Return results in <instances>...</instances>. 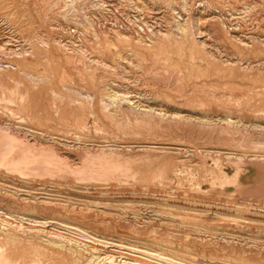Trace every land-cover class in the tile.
I'll use <instances>...</instances> for the list:
<instances>
[{
  "label": "rangeland",
  "instance_id": "374dc122",
  "mask_svg": "<svg viewBox=\"0 0 264 264\" xmlns=\"http://www.w3.org/2000/svg\"><path fill=\"white\" fill-rule=\"evenodd\" d=\"M101 1L103 9L84 0H0V127L14 135L5 136L8 152L4 150L1 155V161L9 164L0 162V212L13 223L22 216L34 215L75 229L78 226L96 231L100 240L127 247H154L152 250L158 252L154 243H161L167 245L161 249L167 254L176 252L187 256L186 260L194 258L197 264H264V198L246 194L240 185L228 180L236 174L238 163L241 185L249 192L261 176L254 166L245 163L254 155L264 156V136L251 128L253 120L264 121V48L241 51L228 34L255 35L264 40V0H199L208 1L215 13L195 10L197 15L219 18L205 24L200 40L220 56L241 53L255 68H226L203 54L189 57L187 49L168 45L160 57L174 64L176 70L179 66L184 75L199 78L193 86L179 87L176 93L161 88L153 91L149 82L141 84V75L151 76L158 63L154 65L153 56L134 45L132 39L121 38L137 37L141 33L140 19L148 24L145 32L152 27L168 30L170 11L154 3L141 8L136 0ZM106 42L115 47L109 49ZM11 48L31 53L16 58L6 54ZM129 49L145 61L144 70H132L123 60L126 77L98 73L97 80L104 76L120 92L128 90L132 100L139 98L150 105L141 109H180L183 115L193 117L209 114L219 122L217 129L183 134L180 129L167 127L168 122L141 125L128 109L119 108L110 115L98 102L92 105L80 97L79 93L98 92L84 71L85 59L99 56L110 63L119 62L122 55L128 58ZM17 66L42 80L33 81ZM203 82L222 92L226 88L227 93L235 92L236 100L217 101L215 92L210 93ZM156 95L187 99L193 106H152ZM196 99L211 101L213 106H194ZM225 116L236 121L240 133L223 130L225 122L218 117ZM209 150L222 155H211ZM236 154L248 158L242 162L229 159ZM235 208L247 210L245 217H235ZM28 237L33 239L31 233ZM22 245L9 250H29L36 243ZM51 259L57 261L59 256ZM175 261L182 262L180 258Z\"/></svg>",
  "mask_w": 264,
  "mask_h": 264
},
{
  "label": "bare ground",
  "instance_id": "6f19581e",
  "mask_svg": "<svg viewBox=\"0 0 264 264\" xmlns=\"http://www.w3.org/2000/svg\"><path fill=\"white\" fill-rule=\"evenodd\" d=\"M84 1L91 2L93 5L99 4L98 7L101 5L103 6V3H104L101 0H84ZM133 1H135V0H133ZM153 3H154V5L155 4H157L158 6L161 5V6H163V8L170 11L169 13H171V20H168V25L170 27L168 30L156 29V28L152 27L151 30L149 29L148 32L147 31L145 32V29H146L148 24L145 23L142 19H140L139 24L141 26L140 31L142 34L139 32L137 37L135 36L136 34L134 36H125V37L124 36L121 37L122 35L120 36L119 34H117L119 37L124 38L125 40H131L132 39L134 41L133 44L135 43L134 45L139 47L145 53L151 54L153 56L152 61H153L154 65H155V63L156 64L158 63L157 64L158 67H155V71L152 73L151 76H146L147 75L146 73H145L146 75H141V77L139 76L140 78H142L141 84L145 85V84H148V82H149L150 84H152V86H154L153 91L155 89L158 90V88H161L163 90H167V91L176 93V90L177 89L179 90V87H186V86H190V85L193 86V83L195 82V80L199 79L196 76L184 75L185 73L183 74L178 70L179 66L177 67V70H176V68L172 66L174 64L171 65L168 63L169 61H166L165 58H164L165 59L164 60L163 58L160 57L162 52H164L168 49V45H174V46H176V48L178 47L179 49H184V48L187 49L189 57H193L194 55H196V53H198L199 55L203 54L202 56H206L207 58L211 59L212 61L217 62L218 64L224 65L226 68L234 69V68H236V65H240L241 69H243V70L255 68L254 66H252V62L244 61V57L242 56L241 53H239V52L237 53L234 51L233 54H228V57L220 56V54H218L219 55L218 56L216 54L217 52L215 53L209 49V46L207 45L206 41L200 40V37H202L203 33L205 32V30H204L205 24L208 25L210 23L215 22L216 20L218 21V19H219V18L217 19L216 17H213V16L205 19V15H200V14L197 15L196 11L204 10V12H208L210 10L209 9L210 6L208 4V1H204V2L203 1L201 2L199 0L198 1L193 0L192 2H191V0H152V2H151V0L150 1L149 0H140L139 2L137 0L135 1V4L141 8H146L149 4H153ZM102 6L100 9H103ZM210 11H211V13H215L212 10H210ZM221 23H223V22L221 21ZM231 29H233V28H231ZM143 32H145V33L143 34ZM228 35H229V37H231L230 38L231 40L235 39V41H236L235 44H237L243 50L241 48L237 47V45H236V48L240 49L241 51L247 50V51L251 52V51H254L257 48H259V46L264 48V40L259 39V36H255V35L247 36L246 35L247 36L246 37V36H243L241 34L242 36L237 37L231 33H229ZM188 43H190V44H188ZM44 45L47 46V44H44ZM106 46H108L109 49H112V46H114V45L110 42H106ZM6 49H8V48H6ZM6 49H4V50L7 51ZM10 50H12V48L9 49V51L6 52V54L7 55L12 54L11 56L16 57V58H18V56H25V55L27 57V54L31 53V52H28L27 49H22V48L19 50L17 49L18 51H10ZM136 52L137 51H135L134 49H129L128 58H124L123 57L124 55H122L120 57L119 62L116 60V62H113V63H110V61H106L99 56H97L99 59L95 58V57L89 58L88 61L85 59L84 71L89 76V78L91 79L93 84H95L96 91H98V92L85 93V94L79 93L80 97L83 96L92 105H95V102L96 103L98 102V106H103V110L110 115H112V112H115L119 108L128 109L127 110L128 112L135 114L136 118H134V120L136 121V123L141 124V125L144 124V125H148V126H156V125H158L157 123H159V122L160 123L161 122H168L167 127L171 126L172 129H174V130L177 129L178 131L180 129L183 134L184 133L190 134L193 131L194 132L199 131V133L202 131L204 133H207L210 130L215 131V129H217L216 125L219 122L213 121L212 120L213 116H211L209 114H202L201 113V114H199L198 117H193L192 116L193 114L192 115H183L182 113H180V111H181L180 109H179L180 111L175 110V111H170V112L163 110L161 108H157V107L156 108L150 107L147 109H141L142 106L148 107L150 105L143 104L144 102L141 101L139 98L137 100H132V96L131 97L128 96V94H130V92L128 90L127 91L123 90L120 92V90H117L113 87L114 82H109L108 80H106V78H104V76L100 77L99 80H97L98 73H102L103 75L114 73L115 76L121 75L122 77H126L128 74V71L126 70V66H124V64H123L124 63L123 60L126 61V63L129 65V67L132 70L143 69V67L145 65V63H144L145 61L143 62L142 61L143 59L141 60L140 57H138L139 55H137ZM1 53L3 54L5 52L3 51ZM2 54H1V56H2ZM157 54L159 56H157ZM169 54H171V53H169ZM140 56H142V55H140ZM26 57H25V59H26ZM148 57H150V56H148ZM134 59L136 60V62ZM158 59H161V60H158ZM190 59H192V58H190ZM81 63H82V61H81ZM146 64H148V63H146ZM153 64H151V65H153ZM8 65H9V63H8ZM152 67H154V66H152ZM16 68H18L19 71L23 75L32 79L33 81H41L42 80L41 77H38L34 74H30L29 72L24 71L20 66H17ZM202 69L203 68H200V70H202ZM189 71H191V70H189ZM230 71H233V70H230ZM163 72H167V73H163ZM196 72L197 71H195L194 73H196ZM81 73H82V71H81ZM148 73H151V72H148ZM224 75H225L224 77L227 76L226 74H224ZM200 76H201V74H200ZM203 77H201V78H203ZM84 78H85V76H84ZM201 78H200V80H201ZM126 79H124V80H126ZM16 83H18V82H16ZM133 83H134V81H133ZM229 83H227V84H229ZM139 84L140 83H138V85ZM202 84L204 86L208 87L209 92L210 91L215 92L214 97H216L217 101H220V100L224 101L225 100L228 102L229 101L232 102V101H235L237 98L236 97L237 95H234L235 92L232 93L233 91H230L227 93L226 92L227 88L223 89V90H225V92L224 91L222 92L219 89H217L215 86H212V84L207 85L206 82H203ZM231 85H232V83H231ZM71 89L73 90V88H71ZM186 92H188V91L185 90V93ZM179 94H180V92H179ZM153 98H155L157 101H156V103L152 104V106L153 105H155V106H173L172 103L178 104V106L179 105L182 106V104L185 106H193L187 99H184V100L179 99V101H178V100H174L172 97L171 98H169V97L165 98V97H162L159 95H156V97H153ZM194 99H195V97L192 100L194 101ZM147 101H149V100H147ZM210 102L203 101L201 99H199V100L196 99V104L194 103V106H213V104H212L213 102L212 103H210ZM228 102L223 104V105L228 106V105H226V104H228ZM236 104H239V102L236 101ZM216 106H222V105L218 104ZM155 120H158V122H155ZM218 120L225 122L226 126L224 125L223 130L230 132L231 134L241 132L236 128L237 126H235L236 121H235V123H234V121H231V118L229 116H225L224 118L218 117ZM242 123L244 124V122H242ZM252 123H251L252 124L251 128L254 131L258 130L260 136H264V126H261V125H264V121L253 120ZM219 125L221 126L222 124H219ZM242 125H240V126H242ZM233 126H235V127H233ZM238 126H239V124H238ZM9 127L4 126L5 129H8ZM195 128L197 130H195ZM3 130H4L3 127H0V162L3 163L4 166H7L9 163H7V162L5 163V160L1 161V159H3V158H1V155L3 152L5 153V151L7 149L6 143L4 144V142H6L5 136L8 135V137H9V135L10 136H14V135H11L10 133H7V132L5 133V131H3ZM10 130H12V128ZM244 131H246V130H244ZM247 131L249 132V130H247ZM254 131H252V132H254ZM8 132H11V131L8 130ZM19 135L15 136V137L18 139ZM16 138H14V140ZM8 140L11 141L12 138L8 139ZM38 140H40V139L38 138ZM253 142L250 140V144L257 146L258 148L260 147L259 144L253 143ZM14 143H15V141H14ZM239 143H241V142H239ZM34 145H36V144H34ZM261 145H262V148H264V144H261ZM11 150H12V148H11ZM6 152H8V150ZM207 153H210L211 155L213 153H215V156L216 155L217 156L222 155L220 151L214 152V150H209ZM10 155L11 154L9 153V156ZM5 156H6V154H5ZM228 157H229V159L230 158L232 159L234 157L235 158L234 160H236V161L237 160L241 161L242 159L246 160L248 158L244 154H240V155L236 154L235 156H228ZM68 161L70 162L72 160H69V158H68ZM236 161H234L235 165L237 164ZM245 164H247L248 166L249 165L254 166L255 169L261 173V176L257 182L258 184L253 186V188L250 192H249L250 189L246 190V188L241 185V180L239 177V175H240L239 174V168L237 165H236L237 169L235 172L236 174L233 177H231L230 179H228V180H230L229 182H233L237 185H240L243 189V192L245 191L246 194H250L254 197L257 196V198H264V156H261V155L255 156L254 155L253 157H250ZM72 168L74 169V167H72ZM233 186H234V184H233ZM234 189H235V187H234ZM67 206H69V205H67ZM246 211L247 210H245V209L235 208L233 213H234L235 217L240 219V218L245 217L244 212H246ZM18 219H19V221L15 220L16 223H13L11 221V218L7 217V219H6V216L4 214H2V212H0V264H66L65 261H68V260L69 261L67 262V264H197V263H195V260H193L194 258L192 260H186L185 257H187V256L182 255V257H181V255H179L176 252H171V254H167L166 252H164L165 250H161V249H165V246H167V245H165V246L160 245L161 243L160 244H158L156 242L154 243V245L159 247L158 250H160V251H158V252H157V250H152L154 247L151 249H141V248H137L134 246H132V247L128 246L127 247L123 244H118V243L116 244L115 242H112L110 240L98 239L96 237V233H95L96 231L93 232L92 230L91 231L88 229L86 230L84 228H80L77 226L78 228L76 227V229H81L80 230L81 232H80V231L76 230L75 228H72V226L71 227L64 226L66 223L64 225H61L60 222L59 223H55V222L53 223L50 220H44L45 219L44 217H37V216L33 215V216H28V218H24L22 216L21 218H18ZM199 231L209 233V231H207V230L206 231L205 230H199ZM28 232L33 235V239L28 237L29 236ZM66 232H68V233H66ZM23 233L26 234V235H24L25 237H23ZM213 233L211 232V234H213ZM37 235H39V236L42 235L43 237L42 236L36 237ZM223 239H224V237H223ZM27 241L35 242L36 245L32 249H29V250L27 249L28 252H27V250L20 247L23 250L19 249L20 250L19 252L17 251V253L16 252L12 253L11 248L14 247V245L15 246L16 245L17 246L22 245ZM145 242H147V241H145ZM119 243H121V242H119ZM127 245H128V243H127ZM143 246H145V245H143ZM16 248L17 247H15V250H16ZM27 248H28V245H27ZM9 249H11V250H9ZM55 256L56 257L59 256V260L57 259V261H54L51 259L53 257L55 258ZM228 257H230V256H228ZM175 258H180V260L182 262L175 261ZM206 259H207V257H206ZM211 260H213V259H210V261ZM221 262H222V260H221ZM205 264H206V262H205ZM236 264H237V261H236Z\"/></svg>",
  "mask_w": 264,
  "mask_h": 264
}]
</instances>
